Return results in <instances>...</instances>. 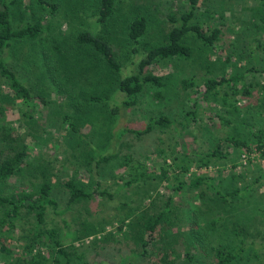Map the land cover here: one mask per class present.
I'll return each instance as SVG.
<instances>
[{
    "label": "rangeland",
    "instance_id": "obj_1",
    "mask_svg": "<svg viewBox=\"0 0 264 264\" xmlns=\"http://www.w3.org/2000/svg\"><path fill=\"white\" fill-rule=\"evenodd\" d=\"M51 1L59 2V7L57 14L49 16V20L45 21L49 26L46 25L35 38L12 41L2 55L22 83L33 93H43L45 101L31 98L29 102H23L0 80V161L10 155L9 146L25 142L29 156L26 158L22 178L26 180V184L30 178L35 181L41 178V175L36 178L31 175L29 169L32 166L45 160L51 162L55 171L52 175L55 187L51 194L57 199L56 209L64 210L55 211L48 206V225H55L59 229V238L65 249L72 253V264H134L135 261L138 264H165L161 260L164 252L169 260H174L173 264H212L211 245L216 243L214 238L219 236V222L214 231H208L210 234L208 233L201 248H192L194 260L190 262L185 259L183 252L189 249L186 248L190 235L189 228L185 225L187 212L189 209L213 206L214 201L205 203L198 198L197 190L190 186L174 191L171 186H166L169 182L159 184L156 175L163 161V153L158 154L153 150L173 146L181 151H203L212 148L227 133L247 136L249 127L257 125L258 119H264V112L260 114L263 110H259L258 114L257 106L258 101L264 100V92H261L257 83L253 84L251 95L241 96L237 101L240 105L238 112H226L221 103V89L213 100L201 98V95L195 97L192 87L186 88L183 85V79L190 76L200 86L205 77L223 74L229 76L242 71L245 73V82H263L264 71L247 69L253 66L257 69L264 68V0H199L195 20L202 21L205 26H219L221 32L218 39L210 46L203 44L192 33L186 35L184 41L192 48L189 57H171L151 67L154 72L164 75V98H153L154 88L147 87L135 106L119 107L118 112L112 114L110 110L122 100L123 92L113 86L108 67L100 58L91 49L75 41V34L79 30L88 29L106 35L121 63L118 76L122 77L136 69L137 62L146 52L147 43L154 44L163 39L172 25L169 14L185 10L188 2L116 0L113 17L105 23H99L96 20L98 0ZM21 2L23 5L28 4V0ZM32 3L35 4L34 0ZM11 12L12 23L17 27L31 19L27 9L25 11L12 7ZM135 13L145 15L147 27L139 41L133 43L126 34V24ZM55 45H59L61 49L55 50ZM47 64L51 65L53 75L48 73ZM240 82H235V86H240ZM57 86L60 87L59 90L56 89ZM105 89L108 94L105 102L93 100L90 104L87 103V96L102 94ZM194 100L196 105L193 104ZM187 109H193L195 114L184 120L188 124L183 131L180 130L182 128L179 121ZM65 111L70 113L71 120L80 123L83 141L80 144L77 143L79 137H71L61 125V117ZM159 112L167 113L171 120L165 130H153L143 138H136L127 131L122 135L123 143L116 137L123 128L145 126L148 114ZM224 119L230 122L227 123ZM130 150L134 153L131 161L135 166L136 159H141L147 166L140 168L139 172L144 168L155 170L149 176L141 175L138 180L125 184L130 178L125 172L128 167H119V163L123 154ZM109 153L118 155L107 162L96 163L100 155ZM242 153L234 169L241 170L243 182L249 183L256 190L248 189L235 201V206H226L230 214L238 217L240 225H243L244 231L240 232V236L248 244L243 250L244 259L231 264H264V247H260L264 243V177L254 181L260 168L264 169L260 164L261 155L244 162ZM231 154L236 156V150L231 151ZM166 161L170 162L171 158L167 157ZM231 162L228 161L221 172L218 170L222 167L220 163L202 165L200 168L191 165L185 175L188 177L192 171L213 175L209 182L222 190V186L230 182L228 171L234 170L230 166ZM121 174L124 175L120 176ZM68 177H73L88 190L106 189L111 194L96 193L97 195L74 202L65 209L68 193L62 182ZM17 181L18 177L9 178L5 182L10 188L1 187L0 190L3 188V192H10L12 184ZM170 183L177 185L175 180ZM240 183L242 181L239 180L238 184ZM169 196L177 209L173 208L162 228L153 233L145 256L131 257L123 263L125 255L141 251L142 247L139 244L135 246L133 238L127 239L123 231L118 229L119 218L130 208L140 207L147 212H155ZM216 207L220 208L218 205ZM25 220L26 218L20 219L18 227L8 235L0 232V245L12 251L9 254L0 249V264H6V261L14 263L15 257L26 258V252L22 249L26 242ZM23 226L24 229H21ZM228 226L233 224L228 223ZM175 231L182 233L174 246L175 252H170L167 249L172 245L171 234ZM251 240L255 243L249 244ZM40 253L48 264H63L65 261L53 247L42 246ZM78 254L81 256L78 257ZM177 254L180 256L176 257ZM56 256L59 261L54 259Z\"/></svg>",
    "mask_w": 264,
    "mask_h": 264
},
{
    "label": "trees",
    "instance_id": "obj_2",
    "mask_svg": "<svg viewBox=\"0 0 264 264\" xmlns=\"http://www.w3.org/2000/svg\"><path fill=\"white\" fill-rule=\"evenodd\" d=\"M188 6L185 10L178 14H169L172 25L164 34L161 41L145 45L146 52L143 57L137 62L136 69L131 73H127L122 77L118 74L121 72V63L116 56L114 47L108 37L102 33H95L91 30L84 29L79 30L75 34V41L81 45L85 46L93 53H95L100 60L108 67L110 72V78L113 82V86L118 88L123 92V98L118 103L112 106L110 114L113 112H118V108H128L135 106L142 94L147 87H153V98L162 99L164 98V93L162 92V87L165 86L164 75L156 73L151 68L153 65L157 64L159 61L168 60L171 57H189L192 53V48L184 41L186 35L192 33L198 39L201 40L203 44L212 46L216 39H218L221 29L217 25L205 26L202 21L195 20L196 18V8L198 6L197 2L199 0H186ZM28 0V4L23 5L21 0H0V80L5 82L12 92L26 102L31 98H38L45 101V95L43 93H33L29 88L22 83L20 78L17 76L16 72L10 68L2 55L5 49L10 46L12 41H21L26 39H31L37 37L43 29L49 26L45 21L49 20V16H55L58 11L59 2L51 0ZM116 0H98L96 8V20L99 23L107 22L111 17H113ZM16 7L20 10L26 9L30 13V18L21 26L17 27L12 23L11 19V8ZM22 12V11H21ZM22 14V13H21ZM147 20L144 14L135 13L126 24V34L128 38L136 43L139 38L146 31ZM59 45H55V50H60ZM54 47L51 48V55H53ZM230 55L227 57L229 58ZM48 73L53 75V70L50 64H47ZM264 71L263 69H257L255 66L249 67L247 71ZM45 75V74H44ZM241 81L240 86H235V82ZM257 83L260 85L261 92H264V80L262 83L259 82H245V73L242 71L235 75H219L205 77L203 83H195L190 77L183 79V85L187 87H192L191 90L196 94L195 97L201 95V98L213 100L221 92V103L223 104L226 112L235 111L238 112L240 105L237 101L243 97H248L252 94V86ZM59 86L56 87L59 90ZM108 89V88H107ZM107 89H105L102 94H90L87 96L90 104L93 100L99 102H105L107 100ZM109 90V89H108ZM59 93H61L59 91ZM82 104L79 103V106ZM194 105L196 101L194 100ZM258 114H263L264 112V100H260L257 103ZM194 110L187 109L182 115V120L179 121L181 125L180 130H185L184 126L188 124L185 123V119L190 116L194 117ZM219 116L221 114H218ZM110 116V115H109ZM149 119L147 124L143 127H127L120 130L119 134L116 136L121 143L123 133L130 131L136 136V138L146 137L151 134L153 130H165L170 124L171 120L169 115L165 112H159L157 114H148ZM71 115L68 111H65L61 117V125L68 130L71 137H79L78 142L82 143L80 134V123L70 119ZM262 119V118H261ZM225 120V119H224ZM257 125L249 127V134L247 136H241L240 134L233 135L227 133L217 142H215L212 148L199 151L191 150L181 151L175 147H169L165 149L163 147H158L153 150L158 154H162V163L160 164V169L156 175L157 182L161 184L163 181L169 182L166 186H171L174 191H179L182 188L190 186L192 189L197 190L198 198L203 199L205 203L207 201H214L213 206L208 205L204 209L197 208L189 209L185 216V225L189 228L188 243L186 244V251L184 250L183 255L185 259L190 262L194 260V253L192 248L199 249L203 245V241L208 236V231H214L217 223L220 224V229L217 232L218 237H215V244L211 245V263L212 264H231L232 262H238L244 259L243 250L247 247L245 239L240 236V232L244 231L243 225H240L238 217L230 214L226 206H235V201L242 197V194L251 189L255 191L256 188H251L249 183H245L244 178H242V171H236L234 168L238 163V158L240 153L248 152L252 147L257 148L262 147L264 143V119L257 120ZM85 121H83L84 124ZM225 122H230V120H225ZM6 133H8L6 131ZM5 133V134H6ZM7 138L6 136L4 137ZM2 139V140H5ZM11 149L10 155H6L0 161V188L10 186L5 182L9 178L18 177V181L12 184L11 191L3 192L0 190V232L8 235L9 232L13 231L18 227L19 221L22 218H26V242L22 245V249L26 252V258L20 257L14 258V263L10 264H48L46 258L40 249L42 246L54 248V251L59 255L63 256L65 261L63 264H72L71 255L72 253L65 249L61 239L59 238V229L55 226H49L47 215L49 212V207L53 208L55 211L62 212L64 209L57 210V199L51 194V191L55 187L53 184L52 175L55 171L51 167V162L45 160L43 163H38L31 167V175L34 178L41 175V178L34 180L30 178L26 184V180L22 178L23 172L26 168V158L29 156V151L26 148V143H21L17 145L9 146ZM237 152L236 156H232L231 151ZM180 152V153H179ZM179 153V154H178ZM264 154V152L262 153ZM118 155V153H109L106 155H100L96 163L107 162L110 158ZM134 153L132 150L123 154V159L119 163V167H128L125 171L130 178L124 183H131L142 175H148L151 171L155 169H139L142 167H147L141 161V159H136L137 167L131 161ZM167 157L171 158V161H166ZM228 161L231 162V167L234 170L228 171L230 182L225 186L224 189H219V187L212 182H209V178L213 175H208L205 173H197L192 171L188 177H186V172L194 167L200 168L202 165H216L217 163L222 164L218 170L221 172L226 168ZM174 163V165H173ZM230 167V168H231ZM35 168V169H34ZM121 174L120 176H123ZM21 176V177H20ZM264 177V171H258V175L255 180ZM123 178V177H122ZM171 180H175L177 185H171ZM242 181L240 185L238 181ZM65 186L66 192L68 193L65 209L69 208L72 203L78 202L80 200L88 199L93 195L107 193L106 189H94L88 190L80 182L74 180L73 177H68L62 182ZM212 190V193H209ZM96 194V195H97ZM263 199H264V195ZM174 200L169 196L167 200H163L162 204L157 208L155 212H147L145 209L140 207L127 210L122 217L119 218L118 229L123 231L125 237L129 240L133 238L136 245L142 247L141 251L131 252L129 255H125L122 262L129 261L131 257L135 256H145L147 249V244L149 240L153 237V233L158 229L162 228L164 220L169 218V214L172 212L176 205L173 204ZM220 206L217 208L216 206ZM177 209V208H176ZM205 210V211H203ZM236 217V218H233ZM228 223H232L233 226H228ZM6 226V227H5ZM5 228L4 230H2ZM24 229V226L21 227ZM176 233V234H175ZM175 233L170 239L172 245L169 246L170 252H175V245L179 242L178 236L181 235L182 231H175ZM210 234V233H209ZM25 235V232H24ZM186 236V234H185ZM211 236V235H210ZM124 237V238H125ZM255 243L253 240L249 244ZM188 245L190 247H188ZM260 247H264V243ZM0 249L4 253H12L6 246L0 245ZM55 256V255H54ZM81 256L78 254V257ZM177 254L176 257H179ZM10 257V256H9ZM56 261L59 258L54 257ZM161 260L165 264H173L174 260H169L167 258V253L161 256ZM138 264L137 261H135ZM9 264V261H6Z\"/></svg>",
    "mask_w": 264,
    "mask_h": 264
},
{
    "label": "built area",
    "instance_id": "obj_3",
    "mask_svg": "<svg viewBox=\"0 0 264 264\" xmlns=\"http://www.w3.org/2000/svg\"><path fill=\"white\" fill-rule=\"evenodd\" d=\"M264 152V143L262 145V147L257 148L256 146H254L253 149L249 150L248 152H243L242 153V159L245 161L253 158L254 156H259L261 155L260 161H261V167L264 169V154H262Z\"/></svg>",
    "mask_w": 264,
    "mask_h": 264
}]
</instances>
